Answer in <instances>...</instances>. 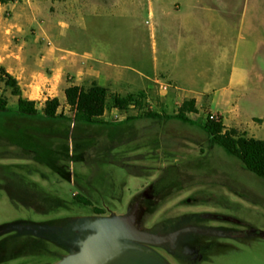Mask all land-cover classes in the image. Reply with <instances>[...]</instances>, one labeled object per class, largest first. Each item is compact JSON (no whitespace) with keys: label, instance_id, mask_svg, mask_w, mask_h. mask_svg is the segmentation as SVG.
Here are the masks:
<instances>
[{"label":"rangeland","instance_id":"1","mask_svg":"<svg viewBox=\"0 0 264 264\" xmlns=\"http://www.w3.org/2000/svg\"><path fill=\"white\" fill-rule=\"evenodd\" d=\"M86 1L91 6L75 30L90 41L80 48L113 46L121 54L111 53L112 61L150 71L154 22L145 7L136 5L147 6L149 0ZM205 1L213 7L221 0ZM248 1L264 7V0H237V21ZM51 14L45 9L41 18ZM3 16L7 24L16 23L14 13L6 10ZM205 21L208 31L215 28L213 17ZM165 28L156 30L160 49ZM240 31L235 23L232 36ZM209 38L205 65L213 68ZM178 57L179 73L194 64L185 51ZM172 89L162 74L146 79L134 88L145 92L144 104L125 110L123 120L104 116L108 125L75 124L66 99L59 108L65 118L58 120L0 113V264L69 263L107 228L126 220V227L153 241L115 235L98 264L126 252L134 258L130 264H264V178L212 144L201 128L144 115L153 111L151 106L162 116L175 114L188 93ZM1 93L15 111L18 98L3 85ZM34 101L41 111L46 100L43 105ZM211 108L206 97L189 116L204 122ZM243 110L236 128L264 139V129L251 119L264 111L261 105L245 103ZM232 122L226 121L227 126ZM60 172H70V178ZM75 196L92 205L78 203ZM134 246L138 249H125Z\"/></svg>","mask_w":264,"mask_h":264},{"label":"crops","instance_id":"2","mask_svg":"<svg viewBox=\"0 0 264 264\" xmlns=\"http://www.w3.org/2000/svg\"><path fill=\"white\" fill-rule=\"evenodd\" d=\"M88 4L86 0H32L0 6V67L18 80L25 98L41 100V105L49 97H58L61 102L66 99L63 95L69 86L90 87L94 82L107 87L111 94L126 96L143 91L135 92L134 88L162 74L173 91L188 93L182 103L195 99L198 109L207 97L211 112L219 114L226 126L228 120L233 121L232 127L238 126L245 103L260 104L264 110L262 5L248 1L237 21V0H221L213 7H208L205 0H149L147 6L137 1L136 5L145 7L154 22V57L152 69L147 72L112 61L111 53L121 54L116 47L109 46L105 51L98 46L80 48V44L90 41L75 30L83 10L91 6ZM45 9L52 11L47 21L41 18ZM6 10H12L16 23L7 24L8 19L3 16ZM207 17L216 21L210 31ZM175 22H179L178 30L172 34ZM238 22L241 33L234 37V24ZM26 27H31L32 32L23 31ZM163 27L166 30H161L160 49L156 30ZM207 34L215 52L213 68L205 65ZM180 51L187 52L188 60L195 59L182 73L177 71ZM251 119L264 129V111L251 115Z\"/></svg>","mask_w":264,"mask_h":264},{"label":"trees","instance_id":"3","mask_svg":"<svg viewBox=\"0 0 264 264\" xmlns=\"http://www.w3.org/2000/svg\"><path fill=\"white\" fill-rule=\"evenodd\" d=\"M6 3L5 0H0ZM2 85L11 90V94L18 98L16 110H12L9 106V101L6 96L1 93ZM66 102L69 105L73 117L72 121L75 124L86 125H108L103 120L106 109L110 106L117 107L124 111L130 105L141 107L144 104L146 94L141 91L137 94H128L122 96L119 94H111L109 89L94 82L90 87L72 85L65 89ZM61 106L58 97L48 98L42 110H38L36 102L25 98L22 94L18 80L8 73L4 67H0V113L11 114L15 113L19 117L41 118L45 120H58L65 118L59 112ZM198 111L195 99L185 100L178 108V111L173 115L162 116L158 112L147 111L144 115L148 118H166L168 120L175 119L191 126L201 128L207 135L212 144H218L223 147L229 155H232L240 160L245 168L255 175L264 178V139L248 137L246 134L240 133L237 128L227 127L221 116L210 114L206 121L198 122L190 118L189 113ZM130 119V118H129ZM67 179L70 178V172H60ZM78 203L91 206L92 202L82 196H75ZM126 220L122 225L125 226ZM142 240L152 242V238L144 237ZM125 249H138L137 247H129ZM124 249V250H125ZM140 249V248H139ZM149 252L153 253L151 250ZM126 253L115 255L106 262L99 264H130L131 256ZM123 254H127V257ZM154 254V253H153ZM159 256L158 254H154ZM160 257V256H159ZM130 262V263H129ZM98 264V263H96Z\"/></svg>","mask_w":264,"mask_h":264},{"label":"water","instance_id":"4","mask_svg":"<svg viewBox=\"0 0 264 264\" xmlns=\"http://www.w3.org/2000/svg\"><path fill=\"white\" fill-rule=\"evenodd\" d=\"M126 234L133 239L141 240L143 236L130 230L128 227L121 225L118 227L107 228L98 238H96L88 248L87 252L77 258H73L66 264H96L113 246L115 235Z\"/></svg>","mask_w":264,"mask_h":264},{"label":"built area","instance_id":"5","mask_svg":"<svg viewBox=\"0 0 264 264\" xmlns=\"http://www.w3.org/2000/svg\"><path fill=\"white\" fill-rule=\"evenodd\" d=\"M5 1L10 3V4H17V3H23V2L28 3V2H31L32 0H5ZM3 4H4V2L0 1V6H2ZM11 13H12V10H7V15H11ZM162 89L167 91L168 85L162 84ZM146 102H149V100L147 99ZM129 108H135V105H130ZM151 109L153 111H155V108H153V106H151ZM125 113H126L125 110L122 111V110L118 109L117 107H112L110 109V112H108V110L106 109L104 116H105L106 121L107 120H109V121L123 120V119L127 118V115ZM108 114H109V116H108Z\"/></svg>","mask_w":264,"mask_h":264}]
</instances>
